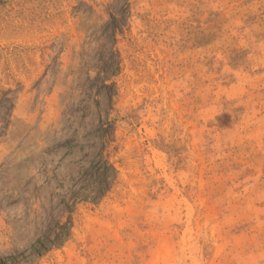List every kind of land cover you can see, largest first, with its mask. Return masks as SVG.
Instances as JSON below:
<instances>
[{"label": "rangeland", "instance_id": "1", "mask_svg": "<svg viewBox=\"0 0 264 264\" xmlns=\"http://www.w3.org/2000/svg\"><path fill=\"white\" fill-rule=\"evenodd\" d=\"M57 222L27 264H264V0H0V260Z\"/></svg>", "mask_w": 264, "mask_h": 264}, {"label": "trees", "instance_id": "2", "mask_svg": "<svg viewBox=\"0 0 264 264\" xmlns=\"http://www.w3.org/2000/svg\"><path fill=\"white\" fill-rule=\"evenodd\" d=\"M111 18L113 20V17ZM104 162L102 165L100 162L97 164V171L93 173V177H89L90 175L88 174L89 176L87 181H90L88 185L89 193H85L83 190L81 192H76L74 200L80 199L82 201H86V199H89L94 201L95 199L104 196V193L107 190L106 184L108 183V172L110 166ZM53 229L54 230L52 231H50V229L42 237L35 241L30 253L8 256L5 259H1L0 264H27L32 260V258L39 257L47 253L50 249L61 246L65 241V238L68 236L69 230L66 227V224L59 222L54 225Z\"/></svg>", "mask_w": 264, "mask_h": 264}]
</instances>
